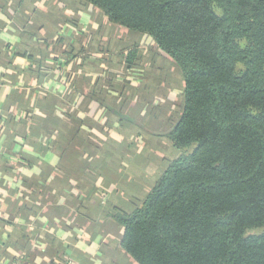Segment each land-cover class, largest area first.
Instances as JSON below:
<instances>
[{"label":"trees","instance_id":"trees-1","mask_svg":"<svg viewBox=\"0 0 264 264\" xmlns=\"http://www.w3.org/2000/svg\"><path fill=\"white\" fill-rule=\"evenodd\" d=\"M74 1L148 39L174 63L183 82L181 111L167 134L178 157L167 162L142 201H129L128 211L111 210V219L123 230L124 253L137 264H264V0ZM62 4L67 10L70 0ZM51 6L43 17L57 16ZM27 27L22 32L31 37ZM73 50L65 51L67 57ZM44 51L40 54L47 57ZM138 51L134 45L127 53V69L139 66ZM104 82L97 79L83 95L74 79L59 103L68 106L83 95L82 109L88 103L102 108L107 105ZM44 99L55 104L54 97ZM76 111H67L62 124L92 127V119L80 120ZM114 111L106 109V117ZM79 148L94 155L86 171L69 157ZM57 151L66 156L61 158L65 173L73 174L88 195L95 189L92 174L99 176L100 168L113 173L130 156L106 153L80 132L63 140ZM25 181V188L37 186ZM33 210L22 204L16 216L25 224ZM16 230L13 247L29 252L24 233ZM54 251L50 264H64ZM5 255L3 248L0 259Z\"/></svg>","mask_w":264,"mask_h":264},{"label":"crops","instance_id":"crops-1","mask_svg":"<svg viewBox=\"0 0 264 264\" xmlns=\"http://www.w3.org/2000/svg\"><path fill=\"white\" fill-rule=\"evenodd\" d=\"M51 5L57 16L45 18ZM61 7L60 0H0V251L4 248L6 253L0 264H50L54 249L64 264H137L122 250L123 230L110 213L115 207L128 211L130 202L142 201L167 162L178 157L167 134L179 116L170 117L173 108L162 112L156 107L154 102L161 97L148 98L154 81L143 88L140 77L131 88L121 83L125 73L118 70H129L127 53L134 45L138 53L143 47L137 41L119 51L115 47L123 39L127 45L129 34L134 33L118 32L101 11L89 5L70 0L67 10ZM23 25L32 30L31 37L23 34ZM77 35L82 39L85 35L83 45L75 42ZM71 46L73 58L65 54ZM43 51L47 57L40 54ZM99 78L105 81L107 105L95 110L88 103L82 109L83 95ZM74 79L83 95L68 106L61 104L63 100L59 103ZM46 96L56 98L55 104L47 102ZM73 109L80 120L92 119V127L71 129L62 124ZM106 109L115 111L104 126ZM53 121L57 126H51ZM77 132L103 146L106 153L130 154L113 173L104 174L106 169L100 168L99 176L92 174L95 189L90 195L73 174L65 173L61 158L66 156L57 151L63 140ZM108 142L112 146L106 148ZM127 146L130 149L125 151ZM152 147L159 150L151 157ZM87 155L79 148L69 157L75 167L86 171L88 161L94 160V155ZM25 180L37 186L25 188ZM22 204L34 209L25 224L16 216ZM16 226V233H24L29 252L13 247Z\"/></svg>","mask_w":264,"mask_h":264},{"label":"rangeland","instance_id":"rangeland-1","mask_svg":"<svg viewBox=\"0 0 264 264\" xmlns=\"http://www.w3.org/2000/svg\"><path fill=\"white\" fill-rule=\"evenodd\" d=\"M63 0L60 2L62 3ZM63 4L62 7L63 8ZM109 26L113 27L116 29L118 32H129L127 29H124L120 26L114 25V24H109ZM134 33V32H133ZM136 34V33H134ZM134 34H129L128 36V42L127 45L124 43L125 39H123L122 42H120L117 47H115L116 51H119L120 49H125V47H130L132 42L137 41L140 43L143 48L140 50L138 53V67L137 68H131L127 72L124 70L121 72V70H118L120 73H125L124 77L121 79V83L128 87H132L131 84H134V81H136L139 77L141 78L140 85H143L144 83H151L153 82V87H151L150 94H148V98L151 99L152 101L156 99V97H161L160 100H157L159 106H156L159 109H162V112H166L167 110L169 111L170 109L173 108L174 115L172 114L170 117L173 119L177 118L179 116L181 106H182V96H181V88H182V82L180 80V72L177 69V67L174 65V63L171 62L169 58L164 56L163 54L159 53L155 47H153L152 43L144 38L143 36L139 39L138 36ZM80 36H76L75 42L80 43V45H83L85 41V35L82 38H79ZM127 39V38H126ZM124 46V48H122ZM144 48H147L144 49ZM152 48V50H151ZM152 61V64L149 62ZM118 62V60H117ZM123 70V68H122ZM143 72V75H141ZM181 75V74H180ZM159 81H157V78H159ZM136 85V84H135ZM156 86H161V87H156ZM139 86L138 88H140ZM141 88V89H142ZM126 89V88H125ZM140 92L144 93L146 91L141 90ZM149 89H147L148 91ZM159 92V94H158ZM153 104V105H154ZM156 105V104H155ZM138 108V105H137ZM166 109V110H165ZM158 148L157 147H152L150 149L151 151V157L153 154L158 153ZM173 153L169 154L172 155ZM144 156V155H143ZM156 156V155H155ZM255 232H258L257 230Z\"/></svg>","mask_w":264,"mask_h":264},{"label":"built area","instance_id":"built-area-1","mask_svg":"<svg viewBox=\"0 0 264 264\" xmlns=\"http://www.w3.org/2000/svg\"><path fill=\"white\" fill-rule=\"evenodd\" d=\"M61 62V61H60ZM66 264H71V263H66Z\"/></svg>","mask_w":264,"mask_h":264}]
</instances>
